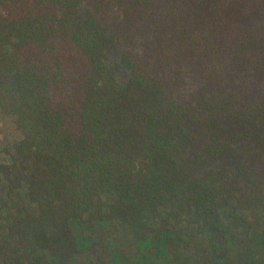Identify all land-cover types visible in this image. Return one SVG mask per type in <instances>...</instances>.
Segmentation results:
<instances>
[{
    "label": "trees",
    "instance_id": "1",
    "mask_svg": "<svg viewBox=\"0 0 264 264\" xmlns=\"http://www.w3.org/2000/svg\"><path fill=\"white\" fill-rule=\"evenodd\" d=\"M0 113V264H264V0H0Z\"/></svg>",
    "mask_w": 264,
    "mask_h": 264
},
{
    "label": "rangeland",
    "instance_id": "2",
    "mask_svg": "<svg viewBox=\"0 0 264 264\" xmlns=\"http://www.w3.org/2000/svg\"><path fill=\"white\" fill-rule=\"evenodd\" d=\"M114 14H117V10H113V15ZM117 47V50L111 54L112 58L117 57L119 54L121 46L118 45ZM20 136L21 132L16 127L13 120L7 118L6 116H3L0 113V158L5 152H7V149L9 148L10 144L16 139H18Z\"/></svg>",
    "mask_w": 264,
    "mask_h": 264
}]
</instances>
